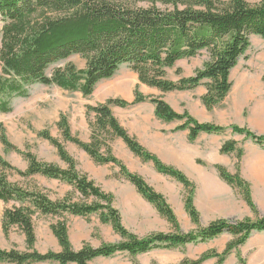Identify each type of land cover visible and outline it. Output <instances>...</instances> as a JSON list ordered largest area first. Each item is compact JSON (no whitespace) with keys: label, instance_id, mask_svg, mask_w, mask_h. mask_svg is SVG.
<instances>
[{"label":"trees","instance_id":"trees-1","mask_svg":"<svg viewBox=\"0 0 264 264\" xmlns=\"http://www.w3.org/2000/svg\"><path fill=\"white\" fill-rule=\"evenodd\" d=\"M0 23V112L3 114L12 111L14 99L27 97L28 88L37 84L56 86L89 97L100 82L112 79L123 65H129L141 84L162 93L191 91L208 81L202 102L211 111L229 95L231 73L246 57L252 38L264 39V0L256 4L246 0H0ZM73 56L86 61L85 69L68 64L65 68L56 69L52 76L47 75L50 67ZM202 56L206 60L193 76L178 82L167 78V70L179 62ZM134 96L133 102L111 98L100 105L86 107L88 115H95V122L90 124L88 143L73 134L65 114L60 116L57 127L65 142L83 150L97 165L117 166L119 176L129 181L176 233H156L145 238L131 233L114 207V195L106 193L87 174L79 171L76 160L48 130L39 132L38 137L56 148L60 159L68 165L67 169L41 162L33 153L20 150L8 139L4 126L0 124V143L5 150L17 152L28 162L27 170L20 171L0 155V201L6 205L15 203L4 211L2 228L7 237L12 228H19L28 249L20 252L0 248V264H91L96 259L111 258L119 253L136 257L155 250H175L190 244L207 243L228 233L235 240L224 253L209 252L198 260L186 258L181 263L204 264L211 258H217L218 264H223L253 232L264 231L263 217L257 221L218 220L196 232L182 233L166 198L144 178L131 173L114 155L115 140L121 139L136 157L144 163H153L158 173L185 187V210L193 224L199 226L200 214L194 206L195 184L178 169L165 165L130 136L111 108L126 109L150 102L155 105V116L159 120L182 122L177 131L188 130L191 142L196 141L201 133L224 134L232 130L264 148V136H258L248 128L200 123L188 112L179 114L174 111L163 98L145 96L138 89H135ZM221 153H236L238 159L235 175L222 166L216 167L221 179L238 189L257 213L250 184L240 174L243 151L236 141L230 140L224 143ZM6 170H15L24 178L39 175L64 182L74 188L78 200L67 197L53 201L45 190L25 189L11 183ZM93 215L99 216L102 224L111 225L123 241L99 248L86 244L81 250H74L67 216L90 219ZM41 217L58 219L51 225V231L61 251L42 254L36 250L35 222ZM240 263L244 264V261L240 259Z\"/></svg>","mask_w":264,"mask_h":264},{"label":"rangeland","instance_id":"rangeland-1","mask_svg":"<svg viewBox=\"0 0 264 264\" xmlns=\"http://www.w3.org/2000/svg\"><path fill=\"white\" fill-rule=\"evenodd\" d=\"M246 1L256 4L261 0ZM1 27L0 23V34ZM205 60L206 57L202 56L193 60L181 61L174 68L167 70V78L178 82L182 78L191 77L197 69L202 67ZM263 60L264 39L253 37L251 48L246 57L240 60L241 64L251 66L256 70V68H260L259 64L264 66V63H260ZM68 64H74L78 69H85L86 67V61L83 58L73 56L50 67L47 70V75L52 76L56 69L65 68ZM124 82H127L126 85L128 83L139 82L137 74L130 69L129 65L121 66L112 79L99 83L94 94L89 97H83L81 93L68 92L56 86L33 85L28 88L27 97L13 100V109L10 113L3 114L0 112V124L4 126L8 139L20 150L33 153L41 162L52 163L63 169H67L68 165L60 159L56 148L49 141L38 137L39 132L48 130L52 137L59 140L64 145L68 154L76 160L79 171L87 174L106 193L114 195V207L120 212L124 226L131 233L140 238H145L156 233L173 234L176 233V230L164 218H162L161 222L145 217L137 218L136 216L140 213L141 209L138 202L141 200V195L129 181L119 176L120 169L114 165H97L83 150L72 143L65 142L57 127L60 116L65 114L68 117L73 134L78 136L83 142L88 143L91 137L90 124L95 122V115H88L86 107L89 105H100L111 98H121L120 96L124 94V90H122ZM141 88V85L138 84L135 89H138L145 96L151 95L150 91ZM153 96L157 97V95ZM118 144V141L115 145L113 144L114 155L126 165L131 173L139 175L146 167H150L151 169L148 163H144L138 157L141 160L138 164L129 161L124 151L119 149ZM0 155L15 169L20 171L27 170L28 162L24 157L17 152L6 151L1 143ZM152 169L156 171L154 167ZM1 171L2 169L0 168V173ZM5 174L11 183L25 189L39 188L45 190L53 201L63 200L67 197L78 200V194L74 188L59 180L47 179L39 175L24 178L15 170H6ZM144 180L151 187L157 186L160 188L162 186L163 188L167 186L161 183L154 185L153 181H149V177L144 178ZM14 205L15 203L6 205L0 201V248L3 250L16 249L20 252H26L28 251L26 239L19 228H12L8 237L4 234L2 228L4 211L7 208H12ZM131 205L134 210L130 209ZM172 207L178 219L181 232H191L193 229L191 222L183 216L175 204ZM143 209L142 211H144ZM57 222L58 219L53 217H41L36 220L37 242L35 248L40 253L46 254L51 251H61L58 241L51 231V225ZM67 222L70 241L76 251L81 250L86 244L99 248L104 244H116L123 241V238L115 233L112 226L102 224L97 215H93L90 219L67 216ZM200 247V245L193 247L192 244L191 246L187 245L175 250H155L136 257H131L128 253H119L111 258L96 259L91 264H181L184 259L188 258L190 251L191 254L199 256L196 255V252H198L197 250Z\"/></svg>","mask_w":264,"mask_h":264},{"label":"crops","instance_id":"crops-1","mask_svg":"<svg viewBox=\"0 0 264 264\" xmlns=\"http://www.w3.org/2000/svg\"><path fill=\"white\" fill-rule=\"evenodd\" d=\"M260 63H264V60ZM259 66L260 68L254 70L251 66L242 65L240 61L230 76L232 89L229 95L222 104L211 111L202 102V97L207 93L205 84L208 81H204L202 86L191 91L171 93H162L140 82L128 83V85L124 82L122 89L124 94L120 97L133 102L134 90L139 84L141 89L151 92L150 96L156 97L153 95H157V98H163L174 111L179 114L188 112L200 123L216 124L226 128L231 126L248 128L254 134L264 136V66L262 64ZM111 110L120 125L147 151L156 155L165 165L181 171L195 184L194 206L200 214L199 226L192 223L185 210L186 189L181 183L153 170L152 167L155 168L153 163H148L151 169L146 167L143 172L139 173V176L145 179L149 177V181H153L154 185L158 183L167 185L163 188L162 186L152 187L166 198L171 207L175 204L183 216L191 222L193 225L191 232L206 228L218 220L257 221L264 217V148L252 139L227 130L224 134L201 133L196 141L191 142L188 130L177 131L182 122L166 123L159 120L155 116V105L150 102L140 103L126 109L112 107ZM230 140L236 141L238 148L243 151L240 174L250 184L251 198L257 213L250 208L238 189L221 179L216 169L217 166H222L233 175L238 172L237 154L221 153L224 143ZM117 141L119 149L124 151L129 161L135 164L140 163L141 160L128 149L121 139H117L114 145ZM138 202L141 209L137 218L145 217L161 222L162 217L154 206L142 197ZM130 209L134 210L132 205ZM234 240L233 235L225 233L212 241L198 244L201 247L196 255L201 257L209 252L222 254ZM189 253L188 258L191 260L200 258L191 254V251ZM240 259L244 261V264H264V231L253 232L248 241L233 250L223 264H241ZM204 264H218V259L211 258Z\"/></svg>","mask_w":264,"mask_h":264}]
</instances>
